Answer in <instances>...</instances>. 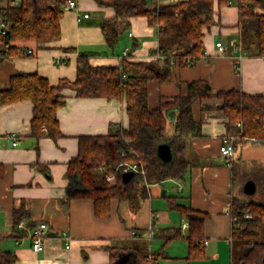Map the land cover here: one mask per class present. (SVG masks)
<instances>
[{
    "label": "crops",
    "instance_id": "crops-1",
    "mask_svg": "<svg viewBox=\"0 0 264 264\" xmlns=\"http://www.w3.org/2000/svg\"><path fill=\"white\" fill-rule=\"evenodd\" d=\"M177 1L161 0L162 3ZM85 13L89 16H83ZM78 15H82L81 20ZM114 15L115 9L111 6H100L95 0H77V8L65 11L61 18L60 40L43 48L30 41L27 45L33 49V55H16L0 62V88H8L11 76L21 72L37 71L53 84L61 78L74 80L81 54L88 55L93 65H118L127 53L133 61L154 58L159 47L158 31L149 25L145 16L131 18L115 48L107 44L100 22ZM238 22V0L222 5L214 0V22L204 28L206 54L194 65L180 66L175 62L170 80L150 78L149 106L155 107L161 97L170 99L185 94L187 82L196 78L208 80L215 91L236 88L264 94V56L248 54L241 44L238 51L229 46L227 52H220L216 47L219 40L229 45L240 41ZM63 93L65 103L57 111L63 135L57 140L48 136L36 140L31 136V100L0 106V246L16 253L14 264H114L116 260L118 264H136L137 248L153 251L157 247L154 237L162 227L175 226L178 223L174 220L180 218L179 225L187 230L189 219L178 209L161 211L152 205L133 209L127 199L117 198L111 201V215L99 217L95 214L93 199L67 198L68 163L78 153L79 136L104 134L111 128L128 126L129 117L125 100L78 97L70 88ZM221 103L218 96L193 103V113L202 123V133L188 136L193 165L185 178L166 179L148 187L147 198L150 194L153 196V188L159 184L164 186L163 196L173 191L169 195L177 202L208 214L203 228L206 257L187 261L184 256L189 243L182 244L181 253L165 254L169 260L177 259L172 260L174 264H231V201L235 195L245 196L238 182L239 166L242 169L248 160L264 163V155L253 158L250 155L253 148H246L244 141L239 143L232 162L221 154L220 145L227 133V115L220 108ZM176 117L174 109L168 111L165 122L168 136L175 134ZM15 137L17 144H13ZM165 182L173 184L165 187ZM23 200L29 209L30 221L37 224L44 220L49 225L44 247L38 251L33 249L29 237L15 235L19 229L13 226V210ZM147 216L148 227L144 228ZM151 226L156 229L153 236L149 232ZM63 232L68 233L67 238ZM115 252L118 258L114 261ZM160 261L158 264H162Z\"/></svg>",
    "mask_w": 264,
    "mask_h": 264
},
{
    "label": "trees",
    "instance_id": "trees-1",
    "mask_svg": "<svg viewBox=\"0 0 264 264\" xmlns=\"http://www.w3.org/2000/svg\"><path fill=\"white\" fill-rule=\"evenodd\" d=\"M69 0H21L18 5H5L0 15L7 22L6 32H0V62L16 55L29 53L27 43L33 41L38 48L49 46L62 36L61 18ZM100 6H111L115 15L102 19L100 26L107 44L115 48L120 35L129 27L131 18L145 16L151 26L157 28L159 47L164 59L146 61L130 60V53L121 57L118 65H93L89 56L78 57L74 80L61 78L57 84L37 71L15 73L10 86L0 88V106L29 99L33 102L31 136L39 140L48 136L57 140L63 135L57 111L65 103L63 90L70 88L78 97H106L125 100L129 117L128 126L110 129L104 134L79 136L77 155L68 163L69 197L83 196L93 199L95 214L111 215L114 198L127 199L133 209H139L148 197V185L166 179L182 180L193 165L189 135H201L202 123L193 113V103L213 96L222 99L220 108L227 115L226 134L257 137L264 143V94L249 93L243 89L214 90L208 80L196 78L187 82L185 94L170 99L161 97L155 107L148 103V81L157 78L170 80L177 62L180 66L194 65L205 53L204 28L214 22V0H179L162 3L155 0H95ZM229 0H219V4ZM240 41L248 54L264 56V0H238ZM67 49V48H66ZM69 50V49H67ZM155 51V52H157ZM177 112L175 134L165 133L167 113ZM169 142L173 158L164 161L158 155V146ZM124 151V153H123ZM123 160H135L145 167V175L136 173L124 182L116 165ZM251 175L263 188L264 164L254 161ZM236 167L233 166V174ZM107 174H115L107 180ZM171 208L181 211L189 219L186 234L182 227L169 226L160 229L158 236L165 244L183 237L189 243L187 261L204 258V223L208 214L177 202L169 197ZM249 213L250 217H246ZM230 214L238 216L232 230L231 264H264V199L250 196H233ZM25 219L28 224L30 212L23 200L13 210V226ZM15 228V229H16ZM16 231V230H15ZM17 237L26 235L16 231ZM1 239V238H0ZM160 251L137 248L136 264H158L165 257L164 246ZM113 260L118 258L115 252ZM17 255L0 246V264H14Z\"/></svg>",
    "mask_w": 264,
    "mask_h": 264
},
{
    "label": "built area",
    "instance_id": "built-area-1",
    "mask_svg": "<svg viewBox=\"0 0 264 264\" xmlns=\"http://www.w3.org/2000/svg\"><path fill=\"white\" fill-rule=\"evenodd\" d=\"M156 2H159L161 0H155ZM21 0H0V8L2 6H5L7 4L9 5H18L20 4ZM77 8V0H69L66 5L64 6V10H73ZM83 16L88 17L89 13L83 14ZM78 20H81L82 15L77 16ZM6 27H7V22L5 21L4 17L0 15V32L5 33L6 32ZM233 47L235 51H238L240 49L239 43L234 41L231 42V45L226 44L222 40H219L216 42V47L220 52H227L230 47ZM27 52L32 53L33 49L28 48ZM206 52L204 53V55ZM203 55V56H204ZM164 54L160 51L155 52L154 58H159L160 60L164 59ZM257 142L258 138L257 137H249L247 135L241 136V135H236V134H225L222 138V142L220 145V151L223 156L227 158L229 162H232L235 157V153L239 147L240 142ZM18 140L15 137V141L13 144H17ZM124 153V151H123ZM126 171H134V173H138L141 175H145V167L141 165L139 162L135 160H123L119 162L116 167H115V172L116 173H123ZM115 174H107L106 178L107 180H112L114 179ZM149 187V185H148ZM246 217H250V214L247 213ZM238 219V216L232 217V230L236 228V221ZM17 228L19 230H24L26 232V235L24 237H29L32 240V247L34 250H41L44 247L45 239L48 235L49 232V225L46 221L42 220L38 222L37 224L30 225L27 223L25 219H22L18 224ZM150 236H153L156 234V229L151 226L149 229ZM63 236L65 238L68 237L67 232H63ZM205 243H208V240H205ZM67 246H70V244H67Z\"/></svg>",
    "mask_w": 264,
    "mask_h": 264
},
{
    "label": "rangeland",
    "instance_id": "rangeland-1",
    "mask_svg": "<svg viewBox=\"0 0 264 264\" xmlns=\"http://www.w3.org/2000/svg\"><path fill=\"white\" fill-rule=\"evenodd\" d=\"M245 144H247L246 148H249V149L250 148H253V150L251 151V154H250V155H252L253 158H257V157H260V156H263L264 155V147H262V145L264 143L259 142V143H256L255 144V143H252V142H247ZM258 162H261V160L258 161ZM252 163H253L252 160H250V161L248 160V161H246V164H245V166L242 169H241V165L239 166L238 182H239V185H240V189H241L242 193L245 196H247V197L250 196V197H252V198H254L256 200H262V199H264V194H263V188H262V186L260 184H257L256 183V190L252 194H247L244 191V185H245V183L247 182V180L251 179L249 177L251 175V167L250 166H252ZM164 184H165V187H166V185H171L173 183L172 182H165ZM159 186H161V185L157 184V186L153 188L154 189L153 190V196H152V194H150L149 198H147L146 203L143 201L142 202V205H144L145 207H147L148 205L149 206L152 205L155 210H161V211H164L166 209L177 210L175 208H171L170 202H169V197H171L169 194H172L173 191H170L167 194V196H163L162 190H163V187L164 186H161V187H159ZM144 220L142 219V221H144ZM148 220H149V216H147V220H145L144 223H143V227L144 228H147L148 227ZM174 222L178 223L175 226H177V227L180 226L179 225L180 224V218H177L176 220H174ZM144 225H146V226H144ZM165 227H167V226H164L162 228H165ZM187 230H185V229L182 228V231H183L184 234H186ZM154 240H156L154 242V245H156L157 247H155L153 249V251H160L163 248V245L165 244V239L163 237H161V236H157V237H154ZM171 241L174 242L173 243L174 246L167 249V245ZM171 241L165 244V246H164L165 253H168V251L170 253H172V252L173 253H181L180 251H184L182 244H187L188 243V242H185L186 240L183 237L174 238ZM146 244L148 245V243H146ZM142 247L145 248L144 245H142ZM188 253H189V248H188ZM188 253H187V255H188ZM186 256H184V257H186ZM172 257H174V256H172ZM160 260H161L160 262L162 264H174L175 261H172V260H177V259L169 260V259H167L165 257H162Z\"/></svg>",
    "mask_w": 264,
    "mask_h": 264
},
{
    "label": "water",
    "instance_id": "water-1",
    "mask_svg": "<svg viewBox=\"0 0 264 264\" xmlns=\"http://www.w3.org/2000/svg\"><path fill=\"white\" fill-rule=\"evenodd\" d=\"M158 155L164 161H170L173 158L172 146L169 142H164L158 146ZM135 175L134 171H126L122 173V179L124 182H128ZM256 190V182L253 179L247 180L244 185V191L247 194H252ZM119 260H116L114 264H118Z\"/></svg>",
    "mask_w": 264,
    "mask_h": 264
}]
</instances>
